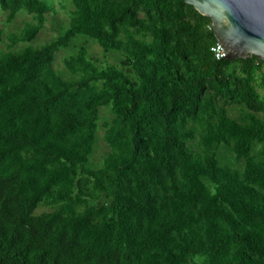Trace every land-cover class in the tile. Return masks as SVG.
<instances>
[{"label":"trees","instance_id":"16d2710c","mask_svg":"<svg viewBox=\"0 0 264 264\" xmlns=\"http://www.w3.org/2000/svg\"><path fill=\"white\" fill-rule=\"evenodd\" d=\"M56 1L0 0V264H264V61L183 0H67L35 46ZM79 38L116 63L57 69Z\"/></svg>","mask_w":264,"mask_h":264},{"label":"water","instance_id":"95a60500","mask_svg":"<svg viewBox=\"0 0 264 264\" xmlns=\"http://www.w3.org/2000/svg\"><path fill=\"white\" fill-rule=\"evenodd\" d=\"M209 18L224 60L264 61V0H183Z\"/></svg>","mask_w":264,"mask_h":264},{"label":"rangeland","instance_id":"374dc122","mask_svg":"<svg viewBox=\"0 0 264 264\" xmlns=\"http://www.w3.org/2000/svg\"><path fill=\"white\" fill-rule=\"evenodd\" d=\"M62 5L65 6V8H62ZM71 9L70 4L67 2V0H60L55 2V10L57 13L55 14H48L49 19L46 23L44 29L39 33L36 40L33 42V45L40 46L46 42H49L53 40L54 38L58 37L61 32V27L68 22V10ZM6 13H3L0 11V27L4 29L5 35H9L13 32H18L23 26L32 21V17L27 13H20L12 23L8 24L6 22ZM87 47L90 53L97 57L101 62H110V63H116V60L114 57H110L107 59L102 52V49L99 47V45L95 44L93 41L87 40L85 38H79L77 39L68 50H62L60 53L56 56L55 61V67L57 69H63V60L67 58L70 54L76 52L77 47ZM264 73V69H263ZM259 93L264 96V89H259ZM260 117L264 118L263 114H260ZM100 135H102V131L100 132ZM105 144L100 141L98 144V149L96 151V154L93 157V161H99L100 158L103 155V151L105 150ZM45 210H40L39 212H42Z\"/></svg>","mask_w":264,"mask_h":264},{"label":"built area","instance_id":"2783aa9c","mask_svg":"<svg viewBox=\"0 0 264 264\" xmlns=\"http://www.w3.org/2000/svg\"><path fill=\"white\" fill-rule=\"evenodd\" d=\"M212 52L214 53L215 58L217 60H223L226 56V52L219 44H217L215 47L212 48Z\"/></svg>","mask_w":264,"mask_h":264}]
</instances>
